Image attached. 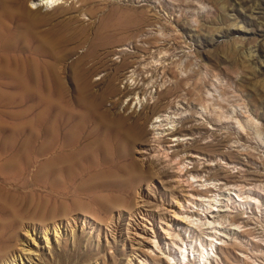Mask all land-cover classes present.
<instances>
[{
	"label": "rangeland",
	"instance_id": "obj_1",
	"mask_svg": "<svg viewBox=\"0 0 264 264\" xmlns=\"http://www.w3.org/2000/svg\"><path fill=\"white\" fill-rule=\"evenodd\" d=\"M2 1L23 2L36 18L37 40L52 54L25 63L33 68L32 77H24L28 89L0 83V165H21L28 156L21 142L2 148L7 133L135 125L145 131L128 159L104 178L117 180L128 199L108 216L81 212L88 221L80 218L72 227L58 217L64 219L60 234L45 235L41 227L49 214L38 206L49 201L50 180L0 196V224L10 225L13 236L7 243L0 239V264H144L145 257L169 264L161 251L150 249L149 220L162 230L170 209L191 190L175 181L176 165L150 147L156 144L152 121L174 108L184 112L179 135L193 139L173 146L172 154L199 152L205 159L194 165L205 166L206 177L222 181L223 189L241 186L244 195L259 199L229 217L244 227L227 232L216 264H264V0H94L95 9L83 12ZM62 5L78 8L81 1ZM254 55L261 56L257 64ZM190 111L200 115L197 121ZM225 154L237 167L220 164Z\"/></svg>",
	"mask_w": 264,
	"mask_h": 264
},
{
	"label": "bare ground",
	"instance_id": "obj_2",
	"mask_svg": "<svg viewBox=\"0 0 264 264\" xmlns=\"http://www.w3.org/2000/svg\"><path fill=\"white\" fill-rule=\"evenodd\" d=\"M64 1L68 0H32V8L51 10L62 7L66 11L75 9L79 12H83L84 7L85 10L95 9L92 6L94 0H78L81 1L78 8L63 7ZM0 9L2 11V17L0 15V83L9 87L17 84V87L26 90L31 82H26L24 77L31 78L33 68L26 67L25 63L35 56H50L52 51L45 48L47 43L44 44L43 40H37V34L34 32L36 18L32 20L23 2L18 1L8 5L6 1L1 0ZM255 60L254 64H257L261 56H256ZM137 100L142 104L145 99L138 96ZM174 109L156 115L152 121L156 144H152L150 149L158 156H164L169 163L176 165L175 181L179 186H189L186 190L191 191L186 193V200L181 201L178 208L170 209L171 217L160 226L162 230L153 226V221L149 220L152 224L150 249L153 253L161 251L169 264L221 263L217 258L220 257L218 254L223 248L224 240L229 236L227 232L231 228L238 231L244 227L243 224L231 222L229 217L236 210L240 212L249 210L252 208V203H258L259 199L251 193L244 195V188L241 186L233 185L223 189L220 186L222 181L206 177L205 166L200 168L194 165L196 161L205 159L198 154L199 152L189 150L187 155L172 154L173 146H179L180 142L193 139L191 136L179 135L183 126L179 119L183 118L184 112ZM199 109L203 113L208 112L204 106H200ZM189 114L193 121H197L195 117H200V115L196 116L195 112L190 111ZM144 131L143 125H135L128 130H49L48 132H32L26 136L5 133L6 135H2V148L11 149L21 142L22 148L27 149L28 156L21 165H0V196H9L21 187L32 188L37 180H50L49 188H52V191L47 194L49 201L46 206H38L48 210L49 214V221H44V226L41 227L45 230V235H48L49 231L56 232L57 236L60 234L64 219L58 217H66V221L72 227L80 218L88 221V217L83 216L81 212L98 213V219L99 214L108 216L117 203L128 199L126 190L117 180L104 178L109 172L113 173L119 166L120 160L128 159L133 149L132 143H135ZM167 139H171L169 144H166ZM226 157L227 154L219 158L220 164H224L226 168L237 167ZM206 165L212 168L213 163ZM32 167L37 169L32 170ZM14 171L17 172L13 173ZM28 174L31 176L29 177ZM245 188L255 192L251 186ZM200 190L203 193H200ZM214 190L218 192H213ZM223 200L227 203L223 204ZM38 204L40 203L35 204V207ZM1 206L0 204V211H3ZM134 214L135 211H132L131 217ZM108 219L112 221V217ZM106 223L108 224V220ZM31 227L37 230L35 225ZM11 229L12 227L8 224H0L2 242L7 243L12 240ZM27 231L30 230L27 229ZM145 258H142L143 263L151 264L150 260ZM131 260L132 258L129 262Z\"/></svg>",
	"mask_w": 264,
	"mask_h": 264
}]
</instances>
